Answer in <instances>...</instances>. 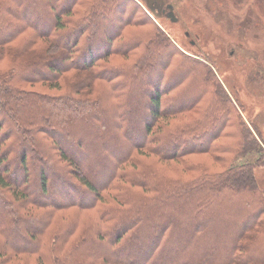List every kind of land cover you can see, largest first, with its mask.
Masks as SVG:
<instances>
[{
	"label": "trees",
	"instance_id": "16d2710c",
	"mask_svg": "<svg viewBox=\"0 0 264 264\" xmlns=\"http://www.w3.org/2000/svg\"><path fill=\"white\" fill-rule=\"evenodd\" d=\"M148 11L0 0V264H264L263 136Z\"/></svg>",
	"mask_w": 264,
	"mask_h": 264
},
{
	"label": "rangeland",
	"instance_id": "374dc122",
	"mask_svg": "<svg viewBox=\"0 0 264 264\" xmlns=\"http://www.w3.org/2000/svg\"><path fill=\"white\" fill-rule=\"evenodd\" d=\"M136 1L149 10L150 17L182 51L211 62L224 87L240 106L243 118L260 131L264 140V0ZM172 18L177 21L173 22ZM100 24L102 28L108 25ZM34 86L36 90L52 92L47 84ZM63 147L69 152L75 150L73 144L63 143ZM243 161L255 159L249 157ZM255 171L264 192V166L256 165ZM104 174L105 171L98 176L99 182L106 179ZM64 197L59 193L52 195L56 199Z\"/></svg>",
	"mask_w": 264,
	"mask_h": 264
},
{
	"label": "flooded vegetation",
	"instance_id": "af4514ba",
	"mask_svg": "<svg viewBox=\"0 0 264 264\" xmlns=\"http://www.w3.org/2000/svg\"><path fill=\"white\" fill-rule=\"evenodd\" d=\"M172 14H174L173 12H172ZM173 22H176L177 21V18H172L171 19Z\"/></svg>",
	"mask_w": 264,
	"mask_h": 264
}]
</instances>
